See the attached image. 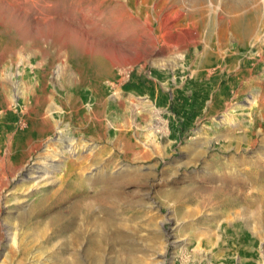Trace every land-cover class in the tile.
I'll list each match as a JSON object with an SVG mask.
<instances>
[{
    "label": "rangeland",
    "instance_id": "1",
    "mask_svg": "<svg viewBox=\"0 0 264 264\" xmlns=\"http://www.w3.org/2000/svg\"><path fill=\"white\" fill-rule=\"evenodd\" d=\"M6 1L0 0V69L5 56L27 40H34L37 47L49 45L53 51L71 50L65 80L57 68L60 59L52 56L55 68L47 77L48 87L69 90L71 95L92 91L97 103L86 104L81 111L74 98L66 110L57 107L76 150L61 162L58 130L50 136L35 101L20 107L22 95L15 91L21 80L13 86L11 104L0 96V264H9V253L19 247L30 252L23 264H88L85 245L72 242L69 251L66 243L72 237L66 238L53 219L82 192L99 193L98 180L114 184L122 193L131 247L137 250L120 252L121 259L132 264H264V212L247 226L230 209L238 195L231 200L212 197L231 173L243 181L249 179L250 167L264 171V0ZM234 15L243 17L240 24L256 28L257 37L240 39L230 23ZM124 32L132 38L120 39ZM206 37L210 41L203 40ZM110 44L117 49L110 51L106 48ZM207 48L212 65L198 73L193 69L195 56ZM239 53L242 62L235 59ZM27 61L30 71L40 77L51 67L40 66L42 60L26 57ZM24 62L11 74L19 75ZM221 63L225 67L217 72ZM40 81L39 89L44 84ZM56 83L59 87H53ZM88 108L106 118V131L85 118ZM124 121L130 125L123 128ZM76 160L82 162L83 188L72 187L75 176L61 183V177H67V163ZM237 161L243 165H232ZM89 176L92 179L86 181ZM59 186L68 191L69 200L59 206L44 203L42 215L31 218L35 203ZM114 256L105 254L102 264Z\"/></svg>",
    "mask_w": 264,
    "mask_h": 264
},
{
    "label": "bare ground",
    "instance_id": "2",
    "mask_svg": "<svg viewBox=\"0 0 264 264\" xmlns=\"http://www.w3.org/2000/svg\"><path fill=\"white\" fill-rule=\"evenodd\" d=\"M30 1V0H28ZM91 1V0H90ZM7 3L6 0H2V3ZM13 2V1H12ZM23 2V1H22ZM27 2V1H26ZM25 2V3H26ZM47 2V1H43ZM75 2V1H74ZM73 2V4H74ZM119 2V1H118ZM133 2V1H132ZM144 2V1H143ZM34 3V2H33ZM175 3V2H173ZM29 4V3H28ZM84 4V3H83ZM91 4V3H90ZM145 4V3H144ZM8 5V4H7ZM78 5V4H77ZM89 5V4H88ZM10 6V4H9ZM22 6L25 5H21ZM56 6V5H55ZM70 6V5H69ZM79 6V5H78ZM135 6V5H134ZM183 6V5H182ZM198 6V5H197ZM17 7V6H16ZM19 7V6H18ZM32 7V6H31ZM58 7V6H57ZM97 7V6H95ZM174 7V6H173ZM188 7V6H187ZM194 7V6H193ZM200 7V6H199ZM204 7V6H203ZM13 8V6L11 7ZM20 8V7H19ZM25 10V7H23ZM22 8V9H23ZM141 8V7H140ZM139 8V9H140ZM158 8V7H157ZM175 8V7H174ZM183 8V7H182ZM198 8V7H197ZM212 8V7H210ZM245 8V7H244ZM252 8V7H251ZM75 9V8H74ZM178 9V8H177ZM185 9V8H184ZM189 9V8H188ZM228 9V8H227ZM31 10V9H30ZM37 10V9H36ZM59 10V9H58ZM98 10V9H97ZM183 10V9H181ZM194 10V9H193ZM248 10V8H247ZM18 11V10H17ZM196 10H194L195 12ZM220 11V10H219ZM243 11V9H242ZM246 11V9L244 10ZM31 12V11H30ZM40 12V11H39ZM177 12L174 11V13ZM183 11H181L182 13ZM224 12V11H223ZM23 13V12H22ZM180 13V12H178ZM180 13V14H181ZM185 13V12H184ZM187 13V12H186ZM193 13V12H192ZM196 13V12H195ZM227 13V12H226ZM229 13V11H228ZM165 14V13H164ZM187 14H190L189 12ZM230 14V13H229ZM227 14V15H229ZM234 14H236L234 12ZM243 14V13H241ZM30 15V14H29ZM32 15V14H31ZM68 15V14H67ZM106 15V14H104ZM147 15V14H146ZM166 15V14H165ZM164 15V16H165ZM177 15V14H176ZM186 15V14H185ZM218 15V14H217ZM225 15V14H224ZM26 16V15H25ZM83 16V15H82ZM109 16V15H107ZM160 16V15H159ZM182 16V15H181ZM223 16V15H222ZM104 17V16H103ZM162 17V15H161ZM170 17V16H168ZM180 17V16H177ZM226 17V16H225ZM37 18V17H36ZM79 18V16H78ZM106 18V16H105ZM147 18V17H146ZM145 18V19H146ZM159 18V17H158ZM176 18V16H175ZM173 18V19H175ZM38 19V18H37ZM87 18H85L86 20ZM154 19V17H153ZM172 19V18H170ZM178 19V18H177ZM224 19V18H222ZM235 19V20H234ZM240 19H243L240 15H234L233 20L230 22L233 27L236 28V32L239 36V38H247V37H257L258 30L256 28L252 27H246L242 23L240 24ZM30 20V19H29ZM83 20V19H82ZM88 20V19H87ZM72 21V20H71ZM84 21V20H83ZM111 21V20H110ZM153 21V20H152ZM232 24V22H234ZM73 22V21H72ZM85 22V21H84ZM154 22V21H153ZM171 22V21H170ZM176 22V21H175ZM223 22V21H222ZM249 22V21H248ZM47 23V22H46ZM44 23V24H46ZM75 23V22H74ZM81 23V22H80ZM112 23V22H111ZM168 23V22H167ZM189 23V22H188ZM195 23V22H194ZM207 23V22H206ZM244 23V21H243ZM36 24V26L40 25L36 21H32V25ZM53 24V23H51ZM50 24V25H51ZM149 24V23H148ZM162 25V23H159ZM76 25V24H75ZM88 25V24H87ZM222 25V24H221ZM242 25V30L239 31V27ZM56 26V25H55ZM93 26V24H91ZM95 26V25H94ZM111 26V25H110ZM121 26V25H120ZM149 26V25H148ZM176 26V25H175ZM70 27V26H69ZM119 27V26H118ZM154 27V26H153ZM158 27V26H157ZM261 27L264 28V23L261 24ZM109 28V27H108ZM114 28V27H113ZM169 28V27H168ZM189 28V27H188ZM163 29V28H161ZM166 29V28H165ZM187 29V28H186ZM259 29V28H258ZM31 31V27L29 28ZM33 30V29H32ZM57 30V29H56ZM100 30V28H99ZM167 30V29H166ZM218 30V29H217ZM226 30V29H225ZM1 31V30H0ZM34 31V30H33ZM54 31V30H53ZM168 31V30H167ZM40 32V31H39ZM28 33V32H26ZM217 33V32H216ZM260 33V32H259ZM1 34V33H0ZM4 34V33H3ZM100 34V32H99ZM103 34V33H102ZM101 34V35H102ZM184 34V33H183ZM104 35V34H103ZM164 35V34H162ZM161 35V36H162ZM198 35V34H197ZM4 36V35H3ZM70 36V35H69ZM165 36V35H164ZM182 36V35H181ZM180 36V37H181ZM185 36V35H184ZM264 36V35H263ZM29 37V35H28ZM106 37V36H105ZM120 39H130V35L128 33L120 34ZM163 37V36H162ZM167 37V35H166ZM165 37V38H166ZM260 37V36H259ZM262 37V36H261ZM50 38V37H49ZM134 38V37H133ZM209 37L203 38V40H206V42L210 41L208 39ZM231 38V37H230ZM128 39V40H129ZM170 39V36H169ZM201 39V38H200ZM250 39V38H249ZM262 39V38H261ZM22 40V39H21ZM116 40V39H115ZM174 40V39H173ZM255 40V39H254ZM257 40V39H256ZM20 41V40H19ZM24 41V39H23ZM172 41V40H171ZM187 41V40H186ZM185 41V42H186ZM196 41V40H195ZM38 42V41H37ZM40 42V41H39ZM119 42V41H118ZM123 42V41H122ZM132 42V40H131ZM174 42V41H172ZM230 42V41H229ZM218 43V42H217ZM12 44V43H11ZM89 44V43H86ZM118 44V43H117ZM208 44V43H207ZM206 44V45H207ZM225 44V43H224ZM83 45V44H82ZM166 45V44H164ZM48 46V47H47ZM42 45L40 47L35 46L34 40H27L25 44H23L20 48L16 47L17 49H14L9 53V55H6V62L2 65L0 69V96L4 95L5 100L8 104L12 103V92H13V86L17 87V79H20L21 82L20 86L21 88H17L15 91L18 95L21 96V102L20 107H28L30 104H32L33 101L36 102V109L39 110L41 108V121L47 124V127L49 128L47 132H49L50 136L51 134H55L58 130V140L57 143H59V161L64 162V160H67V154H73L72 152L75 150V141L72 140L71 133L65 127L62 126L61 120L63 117L60 115L58 106L63 108V110H66L69 104H73L74 98L79 102L80 104V110L84 111L85 105H89L92 107L93 104L97 103V96L94 92L91 91V93L85 92V91H78L76 94L69 93V90H66L65 92H62L58 88L50 89L47 82V77L51 74H53L54 64H51L52 62V56L56 55L55 57H58L57 63H58V70L60 77L62 80H65V77L70 72V62H71V50L69 51H62L61 49H57L53 51L49 48V45ZM134 46V45H133ZM170 46V44L166 45ZM165 46V47H166ZM198 46V45H197ZM218 46V45H217ZM257 46V45H256ZM63 47V46H62ZM84 47V46H83ZM183 47V46H182ZM224 47V46H223ZM93 48V47H92ZM106 48H109L110 51L116 50L117 45H107ZM228 48V47H226ZM99 49V48H98ZM223 49V48H222ZM230 49V47H229ZM261 49V48H260ZM1 50V49H0ZM65 50V49H64ZM248 50V49H247ZM168 51V50H167ZM170 51V50H169ZM215 51V50H214ZM219 51V50H218ZM8 53V52H7ZM224 53V52H223ZM197 53L195 56V59H197V63L193 66V69L197 71L198 73L205 72V69L212 65L210 62L211 58V51L209 48H207L204 52V54ZM232 54V53H231ZM258 54V53H257ZM166 55V54H165ZM228 55V54H227ZM118 56V55H117ZM235 59L241 60L242 54H235ZM26 57L30 58V61L37 60L40 62V60L43 61V64L40 66H46L50 65L48 73L43 76H37V74L32 70V72L29 69L28 61L24 62ZM224 57V56H223ZM217 58V56H216ZM63 59V60H61ZM218 59V58H217ZM223 59V58H222ZM2 60V59H0ZM54 60V59H53ZM115 60V59H114ZM176 60V58H175ZM228 60V59H227ZM118 61V60H117ZM21 62L22 65L19 69V75L11 74L12 69H15L17 65ZM216 62V61H215ZM214 62V63H215ZM239 62V63H240ZM1 63V62H0ZM30 63V62H29ZM47 63V64H46ZM218 63V62H217ZM232 63V62H231ZM72 64V63H71ZM1 65V64H0ZM249 65V64H248ZM227 66V65H226ZM247 66V65H246ZM114 67V66H113ZM120 67V66H119ZM225 67L224 64L221 63L219 67H217L216 71L219 72ZM259 67V66H258ZM35 68V67H34ZM74 68V67H73ZM79 68V67H78ZM257 68V67H256ZM36 69V68H35ZM118 69V68H117ZM208 69V68H207ZM44 70V69H43ZM192 70V69H191ZM80 71V70H79ZM185 71V70H184ZM215 72V71H214ZM223 72V71H222ZM10 73V74H9ZM77 73V72H76ZM117 74V73H116ZM253 74V73H252ZM42 75V74H41ZM256 75V74H255ZM244 76V75H242ZM78 77V76H77ZM202 77V75H201ZM223 78V77H222ZM238 78V77H237ZM243 78V77H242ZM54 79V77H53ZM76 78H73L72 81H74ZM115 79V78H114ZM123 79V78H122ZM230 79V78H229ZM40 80L44 81V84L41 89H39L38 82H41ZM69 80V79H67ZM243 80V79H242ZM16 81V82H15ZM57 81V79H56ZM78 80H76L77 82ZM73 82V83H76ZM222 82V81H221ZM121 83V82H120ZM58 83L52 84L54 86H58ZM223 84V83H222ZM74 87V85L71 83ZM69 85V87H70ZM94 85V84H93ZM92 85V86H93ZM112 85V84H111ZM212 85V84H211ZM221 85V83H220ZM64 86V84H63ZM78 86V84H76ZM85 86V85H84ZM96 86V85H94ZM59 87V86H58ZM229 87V86H228ZM85 88V87H84ZM90 88V87H89ZM112 88V86H111ZM123 88V87H122ZM200 88V87H199ZM118 89V88H117ZM116 89V90H117ZM222 89V87H221ZM220 89V90H221ZM234 89V88H233ZM96 90V89H95ZM229 91V90H228ZM235 91V90H234ZM222 92V91H221ZM14 93V92H13ZM101 93V92H100ZM216 97V96H215ZM226 97V96H225ZM207 100V99H206ZM107 101V100H106ZM34 102V103H35ZM77 102V103H78ZM57 103V104H56ZM103 103V102H102ZM107 104V103H106ZM121 105V104H119ZM72 106V105H71ZM216 106V105H215ZM222 106V105H221ZM34 107V106H33ZM121 108V107H120ZM17 109V108H16ZM98 109V108H97ZM108 109V108H107ZM211 109V108H210ZM14 110V109H13ZM89 112L88 115H85L86 119L95 120L94 122H97L102 125V127L105 129V121L104 118L102 119L99 115L97 116L96 111H94L93 108H88ZM96 110V109H95ZM26 111V110H25ZM29 111V110H28ZM33 111V110H31ZM68 111V109H67ZM74 111V110H72ZM99 111V109H98ZM8 113V112H7ZM37 113V112H36ZM72 113V112H71ZM9 114V113H8ZM13 116V115H12ZM37 116V115H36ZM210 116V115H209ZM8 118V117H7ZM16 118V117H15ZM13 119V118H12ZM19 119V118H18ZM16 119V120H18ZM75 119V118H74ZM106 119V118H105ZM76 120V119H75ZM84 120V119H83ZM124 127H128V122L124 121ZM132 123V122H131ZM2 124V123H1ZM4 125V124H3ZM18 125V124H17ZM107 125V123H106ZM6 126V125H5ZM36 126V125H35ZM10 127V126H9ZM13 127V126H12ZM23 127V126H22ZM101 127V128H102ZM107 127V126H106ZM109 127V126H108ZM121 127V128H122ZM29 128V127H28ZM35 128V127H34ZM32 127V129H34ZM77 128V127H76ZM122 128V129H123ZM10 129V128H9ZM82 129V128H81ZM132 129V128H131ZM121 130V129H120ZM128 130V129H127ZM4 131V130H3ZM106 131V130H105ZM122 131V130H121ZM24 132V131H23ZM34 132V131H33ZM80 132V131H79ZM83 132V131H82ZM117 132V131H116ZM25 133V132H24ZM31 133V132H30ZM38 133V132H37ZM121 133V132H120ZM136 133V132H134ZM3 134V133H2ZM75 134V133H74ZM17 135V134H16ZM19 135V133H18ZM42 136V135H41ZM75 136V135H74ZM9 137V136H8ZM15 137V136H14ZM13 137V138H14ZM18 137V136H17ZM90 137V136H89ZM99 137V136H98ZM225 137V136H224ZM81 138V137H80ZM151 138V137H150ZM158 138V137H157ZM47 139V138H46ZM52 139V138H51ZM17 140V139H16ZM98 140V139H97ZM11 141V140H10ZM48 141V140H47ZM122 141V140H121ZM125 141V140H124ZM227 141V140H226ZM258 141V140H257ZM14 142V141H13ZM33 142V141H32ZM153 142V141H152ZM151 142V143H152ZM43 142L41 141L40 144ZM45 143V142H44ZM83 143V142H82ZM121 143V142H120ZM125 143V142H124ZM245 143V142H244ZM9 144V143H8ZM7 144V145H8ZM84 144V143H83ZM259 144V143H258ZM35 145V143H34ZM77 145V144H76ZM86 145V144H85ZM125 145V144H122ZM146 145V144H145ZM40 146V145H39ZM38 146V147H39ZM126 146V145H125ZM124 146V148H125ZM135 146V145H133ZM264 146V145H263ZM10 147V146H9ZM128 147V146H127ZM131 147V146H130ZM165 147V146H164ZM225 147V146H224ZM13 148V147H12ZM57 148V147H56ZM159 148V147H158ZM11 149V148H10ZM81 149V148H80ZM79 149V150H80ZM83 149H85L83 147ZM90 149V148H89ZM232 149V148H231ZM230 149V150H231ZM55 150V149H54ZM144 150V149H143ZM146 150V149H145ZM153 150V149H152ZM249 150V149H248ZM6 151V150H5ZM50 151V150H48ZM76 151V150H75ZM83 151V150H82ZM131 151V150H130ZM142 151V150H141ZM147 151V150H146ZM145 151V152H146ZM228 151V150H227ZM144 152V153H145ZM49 153V152H48ZM52 153V152H51ZM51 153H49L51 155ZM138 153V152H137ZM142 153V152H141ZM149 153V152H148ZM1 154V153H0ZM9 154V153H8ZM48 154V156H49ZM53 154V153H52ZM80 154V153H79ZM132 154V153H131ZM146 154V153H145ZM10 155V154H9ZM8 155V156H9ZM11 156V155H10ZM73 156V155H72ZM136 156V155H135ZM55 157V155H54ZM53 157V158H54ZM153 157V155H152ZM65 158V159H64ZM88 158V157H87ZM86 158V159H87ZM129 158V157H128ZM140 158V157H138ZM145 158V157H144ZM149 158V157H148ZM260 158V157H259ZM2 159V158H1ZM49 159V158H48ZM64 159V160H63ZM69 159V158H68ZM85 159V158H84ZM130 159V158H129ZM150 159V158H149ZM47 160V159H46ZM137 160V159H136ZM148 160V159H147ZM202 160V159H201ZM213 160V158H212ZM218 160V159H217ZM41 161V160H40ZM44 161V160H43ZM49 161V160H48ZM68 161V160H67ZM73 161L70 164L67 163L68 166V172L67 177L63 179L61 177V183L62 181L66 183V180H71L74 176L77 177V182H73L72 187H79L83 188V185L80 183V181H84L82 179L83 174V167H81L82 162ZM88 161V160H87ZM240 161V160H239ZM262 162V161H261ZM1 163V162H0ZM140 163V162H139ZM150 163V162H149ZM3 164V163H2ZM138 164V163H137ZM136 164V165H137ZM227 164V163H226ZM229 164V163H228ZM239 164L243 165V162H232V165ZM254 164V163H253ZM111 165V164H110ZM89 166V164H88ZM60 167V166H59ZM58 167V168H59ZM62 167V166H61ZM148 167V166H147ZM153 167V166H152ZM255 167V166H254ZM37 168V167H36ZM51 168V167H50ZM91 168V167H90ZM215 168V167H214ZM226 168V167H225ZM224 168V169H225ZM38 169V168H37ZM55 169V168H54ZM227 169V168H226ZM59 170V169H58ZM133 170V169H132ZM138 170V169H137ZM254 169L252 167L249 168V179L248 180H238L237 175H233L231 173L230 176H227L221 186L217 187V190L213 192V196L216 199L225 198L227 200H231V198L234 195H238V199L234 201V203L230 204V209L235 210L233 212L237 215V218H239L245 225H253V223L257 222L261 216V214L264 212V190L259 192L260 188H264V171H253ZM124 171V170H123ZM131 171V170H130ZM226 171V170H225ZM239 171V170H238ZM65 172V171H64ZM63 172V173H64ZM137 172V171H135ZM248 172V171H247ZM125 173V171H124ZM132 173V172H131ZM236 173V172H235ZM35 175L40 174V172L34 173ZM32 174L33 176H35ZM121 174V173H120ZM123 174V173H122ZM219 175V174H218ZM62 176V175H61ZM150 176V175H149ZM216 176V175H215ZM245 176V175H244ZM38 177V176H37ZM36 177V178H37ZM92 177V176H91ZM102 177V176H101ZM109 178V177H108ZM112 178V177H111ZM114 178V177H113ZM118 178V177H117ZM122 178V177H120ZM147 178V177H146ZM243 178V177H242ZM35 179V177H34ZM90 176L86 178V181H89ZM216 181V180H215ZM103 180H98L95 182L98 186L101 187L99 193L95 189L94 192H82L81 195L77 197V199L70 204L69 208L63 209L59 211V214H56L53 223L56 225H61L57 229H60L63 231V235L66 236V238L72 237V241L67 242L66 246L69 248H74L73 243H80V245H85L86 250V262L88 264H102L105 254H114L115 256L111 259V262L113 264H132L130 261H125L120 258L118 255L120 252L123 253H132L137 250L135 246L131 247L130 239L132 238L131 232L129 230V226L126 222L125 214L126 210L123 208V203L120 201L121 194L118 192L117 187L111 185L110 183L107 185H103ZM113 182H117L113 181ZM220 182V181H219ZM50 183V182H49ZM71 184V185H72ZM262 184V185H261ZM62 186H59V190L51 191L49 194L44 195L42 199H39L38 202L35 203V206L31 209V218L37 217L39 215H42L40 213V210L44 207V203L51 204L53 206H59L62 204H65L69 200V195H67L68 191L66 193L62 192ZM99 188V187H98ZM65 189V186H64ZM213 189V188H212ZM52 190V189H51ZM203 190V189H202ZM65 191V190H64ZM40 192V191H39ZM43 192V191H42ZM45 193V192H44ZM64 193V194H63ZM207 193V192H206ZM212 193V192H211ZM71 194V193H70ZM94 194V195H91ZM120 194V195H119ZM125 195V194H124ZM203 196V195H202ZM41 197V196H40ZM54 199V200H53ZM74 200V199H73ZM94 200V204H92ZM211 201V199H209ZM124 201V200H123ZM206 201V200H205ZM221 201V200H220ZM200 202V201H199ZM209 202V201H208ZM201 203V202H200ZM203 203V202H202ZM205 203V202H204ZM214 203V202H213ZM212 203V205H213ZM196 204V203H195ZM50 207V205H49ZM207 207V206H205ZM47 208V207H46ZM225 208V207H223ZM56 209V208H55ZM230 209H227V212L230 211ZM30 216V215H29ZM262 220V219H261ZM229 221V220H228ZM232 223V222H230ZM259 224V222H258ZM262 226V225H261ZM257 229V228H256ZM261 229V228H260ZM254 230V229H253ZM263 230V229H262ZM256 232V230H255ZM253 231L250 232L254 235L255 233ZM260 233V232H259ZM264 233V232H263ZM262 234V232H261ZM263 235V234H262ZM258 236V235H257ZM248 237V236H246ZM247 239V238H246ZM73 242V243H72ZM250 242V241H249ZM255 242V241H254ZM261 244V243H260ZM251 245V244H250ZM260 246V245H259ZM119 247V251L116 250V248ZM263 251V250H262ZM28 254L30 255V252L25 248L19 249H13L9 253V259L8 263L13 264V262L18 261L20 264H23L28 259ZM255 258V257H254ZM110 262V263H111ZM109 263V264H110ZM141 263V262H140Z\"/></svg>",
    "mask_w": 264,
    "mask_h": 264
}]
</instances>
